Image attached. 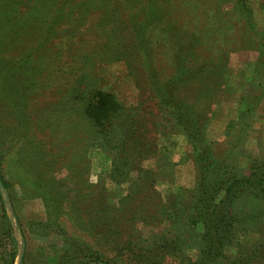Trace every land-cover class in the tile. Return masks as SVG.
I'll use <instances>...</instances> for the list:
<instances>
[{"label": "rangeland", "instance_id": "obj_1", "mask_svg": "<svg viewBox=\"0 0 264 264\" xmlns=\"http://www.w3.org/2000/svg\"><path fill=\"white\" fill-rule=\"evenodd\" d=\"M156 80L183 109L157 104ZM94 90L138 137L90 120ZM198 149L264 180V0H0V264H90L73 239L124 264H264V214L198 261ZM252 205L264 190L235 203Z\"/></svg>", "mask_w": 264, "mask_h": 264}, {"label": "trees", "instance_id": "obj_2", "mask_svg": "<svg viewBox=\"0 0 264 264\" xmlns=\"http://www.w3.org/2000/svg\"><path fill=\"white\" fill-rule=\"evenodd\" d=\"M168 82L169 80H163L160 82L156 80V84H159V87L153 90V97L157 99V104L159 103L161 106L164 105L171 107V104H173L175 109H183L182 106L175 105L174 100L171 98L172 95L169 92H166L168 84H170V82ZM94 91H91L92 102L89 105L88 111V117L90 120H94L95 122L99 121L100 125L104 121H108L109 127H112L114 126L112 120L119 118V128L122 127V130L119 132L122 133L121 136L124 134V132L129 133L130 131H133L134 136L137 134L138 137L139 133L136 131L138 126L137 118L134 116H123L122 118L118 117L119 115L122 116V109L121 105L115 101L113 96L101 90ZM182 109H180L181 113L176 115V119L180 121L188 135L194 138L191 130L196 127L197 122ZM112 131L118 132L117 130ZM133 134H130V136L133 137ZM134 142L137 141L134 139ZM205 155H207V153L203 154L202 151H199V149L197 150L196 160L199 167L200 179L195 189V200L192 204L194 217L190 218L192 223L199 221L203 223L205 229L204 233L201 235L202 249L199 251V262H202V258H209L214 253L212 246H210L212 242L217 241L219 246H222L225 242L230 240L231 235L233 236V234L239 230H245L247 223L254 221L256 218L264 214V206L261 208L260 206L252 205L249 211L244 213L237 212L235 207L237 198L245 192H248L249 189L256 190L257 192L264 190V186H256V184L264 183V180L259 177L262 171L256 168L253 169V172L249 177H238V175L234 173L233 169H221L216 165L211 164L207 161V157ZM114 171L115 174H118L121 177L125 176L126 174L125 171L120 169H115ZM251 180H253V184H251ZM3 186H5L4 183ZM220 191L223 192V196L221 199L217 200V194ZM2 214L4 215L3 211ZM0 217L2 218V215ZM128 220L134 224V222L138 221L139 218L137 219L136 216H131ZM138 222L142 223L140 220ZM3 224L4 221H1L0 228ZM114 225L118 227V224ZM3 237H6V239H10L11 241L12 236L10 228L3 229V231L0 232V244L3 241ZM160 239L162 240L161 247L166 252L165 255L167 254L170 256L171 254L175 255L176 251L180 252V249L178 251L177 248L178 245L182 243V241H180L177 236H171L168 238L164 236ZM121 240L123 239H119L117 242L120 243ZM73 241L78 245L77 247H80L82 250L85 249L94 253L95 256L91 260L90 264H124L122 262L118 263L115 260L104 258L100 253H98L96 250H93L85 242H81L80 240L76 241L74 239ZM126 243L127 242H124L123 244ZM121 247L123 248L124 245H121ZM186 263L189 264L190 262L187 261ZM196 263L198 262H194L193 264ZM9 264H13L12 252L10 253Z\"/></svg>", "mask_w": 264, "mask_h": 264}, {"label": "water", "instance_id": "obj_3", "mask_svg": "<svg viewBox=\"0 0 264 264\" xmlns=\"http://www.w3.org/2000/svg\"><path fill=\"white\" fill-rule=\"evenodd\" d=\"M0 185H1V181H0Z\"/></svg>", "mask_w": 264, "mask_h": 264}]
</instances>
